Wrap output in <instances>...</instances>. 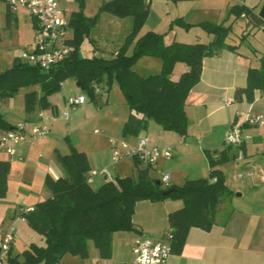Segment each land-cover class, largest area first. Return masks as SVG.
Returning a JSON list of instances; mask_svg holds the SVG:
<instances>
[{
    "label": "trees",
    "instance_id": "1",
    "mask_svg": "<svg viewBox=\"0 0 264 264\" xmlns=\"http://www.w3.org/2000/svg\"><path fill=\"white\" fill-rule=\"evenodd\" d=\"M2 1L6 4L5 0ZM147 1L111 0L101 5V12L117 18H130L132 21V29L125 43L109 58L79 56L80 41L89 34L97 16L87 18L81 9L72 12L69 25L74 29V36L69 41V58L47 73L16 60L10 69L0 74V101L11 100L20 91L26 90V114L33 113L36 108L54 111L48 98L60 91L65 81L72 79L82 93L95 100L92 86L105 79L106 91L116 83L129 112L121 130L123 140L140 138L150 123L160 127L163 132L185 138L186 99L200 81L204 59L212 58L222 50H236L225 43L231 28L223 23H200L196 27H201L212 37L208 43L173 42L165 45L164 35L153 32L140 34L149 15ZM230 13L240 18L250 15L251 10L234 6ZM259 15L264 18V3ZM11 17L6 5L7 25ZM173 24L187 30L193 27L181 19L175 20ZM94 45L97 50L101 49L97 43ZM129 48H132L131 54H128ZM144 57L160 62L159 73L140 76L134 72L135 63ZM178 64L186 70L174 81L171 76ZM255 92L264 94V58L260 59L258 69H249L246 87L237 89L234 97L237 102L245 100L252 103ZM15 128L0 113V131L8 132ZM227 149L216 159L208 157L210 170L206 178L188 180L181 187L163 188L161 181L150 175L151 167L147 166L137 169L133 176L106 181L94 190L87 183L90 171L86 156L71 148L69 155L57 156L63 176L55 180L51 177L45 179L49 197L35 205L32 211L21 214L27 227L44 238V244H31L20 255H12L10 249L7 264H60L67 255L85 260L89 257V243L93 245L99 259L107 260L111 257L112 236L134 231L132 218L137 203L142 201L182 202V208L167 217L171 253L180 254L190 230L211 231L216 224L218 210L232 196L225 186L224 174L218 169L227 162ZM9 173L10 164L0 162V199L6 196ZM171 189L175 191L163 196L164 192Z\"/></svg>",
    "mask_w": 264,
    "mask_h": 264
},
{
    "label": "crops",
    "instance_id": "2",
    "mask_svg": "<svg viewBox=\"0 0 264 264\" xmlns=\"http://www.w3.org/2000/svg\"><path fill=\"white\" fill-rule=\"evenodd\" d=\"M62 1L60 0V4ZM147 2L149 15L140 34L153 32L164 35L165 45H170L173 42L182 44L201 43L198 42L201 34V36L206 37V43H208L212 37L196 28V25L200 23L216 25L223 23L231 30L234 25H239L243 29L241 39L253 34L255 35L254 40L264 41V33H262L264 32V28H262L264 27V18L259 15L264 0H149ZM234 6H243L251 10V13L248 16L242 15L240 18H235L230 13ZM13 13L15 12H11V15ZM178 19L193 27L187 30L174 25L173 22ZM15 20L17 21V17ZM11 21L12 18L10 23ZM30 21L31 30L34 34L33 22L31 19ZM190 40L194 41L190 42ZM228 40L227 37L225 43L227 46L235 47L234 52L222 50L214 57L206 58L202 62L200 81L190 91L185 102L186 137L181 138L174 133L163 132L160 127L153 123H150L147 131L140 136V138L146 139L151 146L171 149L172 158L170 160L161 159L150 168V175H152V172H157L159 167L158 174L160 175L157 177L159 180L164 174H169L170 187H181L188 180H196V166L189 171L177 170V165L172 166L183 158H186L191 165H196V159L200 161L201 178L208 176L210 170L208 157L216 159L222 151L229 148L223 142L224 134L230 124L236 123L243 126L244 133L250 134L253 138L251 142H247L242 147L227 149L225 153L227 162L218 167L224 174L225 186L230 192H237L236 196H232L221 205L216 217V224L211 231L204 232L200 229H191L180 254H171L167 264H264V131L246 127L243 123V115L247 113L264 116V94L255 92L252 103L245 100L237 102L234 97L237 89L246 87L249 69H258L260 59L264 56L254 59L248 54H241L238 46L229 43ZM149 60L158 61L152 58ZM160 69L159 61L155 62L154 66L148 62L140 71L141 73L137 74L148 76L157 74L154 72L159 73ZM185 70L183 65H176L171 79L177 80ZM94 86H92L93 89ZM106 90L107 88H102L99 93L106 96L105 101L108 105L110 90ZM76 96H82V92L78 88L69 95V97ZM226 98L233 100L232 106L225 107L223 105V99ZM65 99L67 100V97L63 96L62 103L64 105H66ZM48 101L55 108L54 111L36 109L32 114H26L25 119L21 122L18 121L17 124L8 122L13 127L25 124L27 129L36 126L45 128L48 132L44 138L27 140L19 144L16 147L15 158H10L5 152H0V162L10 164L6 198L10 195L9 189L12 184L21 186V194L15 195L23 196L20 206L26 204L27 196H49V192L45 193V179L51 177L55 180L63 176V170L57 156L69 155L71 148L86 156L89 171H101L103 169H107L108 172L111 169L114 171L115 165H112L109 141L122 139L121 130L129 115L125 104L122 110H117L108 118H101L103 119L102 130L104 135L95 137L94 135H98L95 134L97 130L91 135L78 129L80 125L77 116H74L76 112L72 117L69 114V118L64 119L59 114L60 108L57 102L51 101L49 98ZM83 110L85 112L88 109L84 108ZM94 115L91 114L88 117L86 126L98 117L96 114ZM67 130H70L68 131L69 137L63 141ZM5 134L6 132L0 131V136ZM138 139L127 141L134 143ZM196 144L201 145L203 154L200 153V148L196 149ZM196 151L197 156L199 155L197 158ZM143 165L144 167L138 169L147 167L145 164ZM227 166L229 167L227 173L231 174L232 172L233 177L236 173L251 172L253 178L241 179L245 183L239 184L238 182L231 189L226 182L224 167ZM107 176L94 178L91 185L97 179L106 180ZM236 179L238 178L236 177ZM35 181L40 185V189L36 193L32 191L31 187ZM31 199L36 200V203L27 204L26 207H20V209H15V207L13 211L9 210L7 219L9 223L20 221L27 227L21 218V213L23 210L32 209L41 203L42 197L37 199L31 197ZM13 200L17 206L18 197H14ZM182 206L181 202L173 200L158 203L139 202L132 218L134 231L116 233L112 236L111 257L109 259H99L95 251L92 254L89 253L88 259H85L84 262L78 259L72 261L76 264H134L132 245L135 240L140 237H147L154 242L164 241V236L169 231L168 215L180 210ZM14 246L15 242L11 246L12 255H15ZM65 257L62 261L66 259Z\"/></svg>",
    "mask_w": 264,
    "mask_h": 264
},
{
    "label": "rangeland",
    "instance_id": "3",
    "mask_svg": "<svg viewBox=\"0 0 264 264\" xmlns=\"http://www.w3.org/2000/svg\"><path fill=\"white\" fill-rule=\"evenodd\" d=\"M111 0H63L60 6L64 9L65 20L69 23L70 22V15L72 12H77L81 9L83 15L87 18H92L97 16L95 25L91 28L88 35H84L82 40L80 41L79 47V56L82 58H91V57H100V58H109L120 49L123 44L125 43L127 37L129 36L131 29H132V21L130 18H117L113 17L105 12L100 11V7L104 2H108ZM6 6L2 0H0V74L5 72L6 70L10 69L16 60H22L21 56L23 52H32L33 51V33L31 30V21L30 17L25 14L23 10H17L11 16L12 21L9 25L6 23ZM17 17V21L15 18ZM202 30L201 27H196ZM242 30L239 25H234L232 30L228 35V42L237 45L238 49L241 54L250 55L252 58L257 59L260 56H264V41L254 40L255 35L249 34L248 37L241 39ZM74 29L69 25V31L67 37L72 40L74 34ZM203 31V30H202ZM204 32V31H203ZM205 33V32H204ZM264 33V32H262ZM193 34V33H192ZM201 34V32H200ZM202 35V34H201ZM198 42L206 43V37L201 36ZM164 40V39H163ZM194 40H190L193 42ZM107 43L111 45L110 47H100V43ZM94 43H97L98 46L101 48L97 50ZM132 48H129L128 54H131ZM151 63L154 66L155 62L158 61H151L149 58L144 57L138 60L133 70L136 73H141L140 71L142 68L147 64ZM158 73V72H154ZM113 87V88H112ZM112 87L110 88V93L108 95V105L106 100V96L100 95L99 92L102 88H107L106 80L103 79L101 83L95 85L93 89L94 93L96 94L95 100H92L89 96L85 93H82V96L86 98V104L84 106L77 107L71 110L70 117L76 112L74 116H77L79 130L83 133H89L91 135L94 134V131L97 130L99 133L98 135H94L95 137L103 136L102 130V120L101 118H108L117 110H122L125 107V100L118 89L116 83H113ZM77 86L72 79L65 81L60 88V91L56 92L49 96L51 101L55 100L60 108L59 114L63 115L64 112L69 110L68 105H64L62 103V97L65 96L68 98L69 95L72 94L73 91H76ZM93 88V87H92ZM26 90L20 91L13 99L11 100H2L0 101V113L5 118L6 122L17 124L18 121L21 122L25 119L26 113L24 112V94ZM105 95V94H104ZM66 100V99H65ZM105 101V102H104ZM84 108L88 110L84 112ZM37 109V108H36ZM35 109V111H36ZM32 114V113H31ZM91 114H96L97 118L93 119V121L86 126V121ZM95 116V115H94ZM86 126V127H84ZM67 130L65 136L63 137V141L69 137ZM200 148V153H202L201 145L196 144V149ZM203 154V153H202ZM199 156V155H198ZM197 151H196V158ZM177 165L176 169L181 171H189L194 169L196 166V180L201 179L202 171L200 168V161L196 159V165H191L190 162L187 161L186 158H183L181 161L179 160L177 163L173 164L172 166ZM139 167H144L142 163H135L133 160H126L123 162L118 163L114 167V171L112 170L111 173L108 172V176L106 180L97 179L95 183L92 185L94 190H97L104 182L106 181H114L116 178H125L135 175L137 169ZM116 168V169H115ZM228 166L224 167L225 174H226V182L229 188H234L236 184L245 183L241 179H236L237 174L232 176V172L227 173ZM157 172H152V177L157 178L160 174H158L159 167L156 170ZM242 173V172H240ZM207 175V174H206ZM204 177V176H203ZM97 178V177H96ZM103 180V181H102ZM97 182V183H96ZM8 186V185H7ZM29 187V186H28ZM32 191L34 193L38 192L40 189V185L37 184V181L31 185ZM22 192L21 186L15 184L11 185L9 189V196L6 198L7 193L4 199H0V230L11 223L8 222V213L9 210L20 209V207H26L27 204L36 203L34 199L31 197H42L41 202H44L48 197L47 196H27L26 204L20 206V202L23 196H15L20 195ZM45 193L48 191L45 190ZM232 193V196H236L237 192ZM49 194V193H48ZM14 195V196H13ZM38 195V193H37ZM232 196L230 198H232ZM14 197H18V201L13 200ZM175 202H181L180 200H173ZM182 203V202H181ZM19 205V206H18ZM15 228L16 232V239H15V246H14V254L20 255L24 250L28 249L31 244L34 245H43L44 238L38 235L37 233L30 230L28 227H25L20 221L12 223ZM95 252V249L91 243H89V253ZM60 264H76L73 259H78L84 262V259L80 257H73L67 255Z\"/></svg>",
    "mask_w": 264,
    "mask_h": 264
},
{
    "label": "built area",
    "instance_id": "4",
    "mask_svg": "<svg viewBox=\"0 0 264 264\" xmlns=\"http://www.w3.org/2000/svg\"><path fill=\"white\" fill-rule=\"evenodd\" d=\"M11 12L23 10L33 22V51L23 52L24 63L36 66L44 72L69 58L71 47L70 39L67 37L69 23L65 20V11L60 6V0H5ZM264 28V27H262ZM95 88V86H94ZM99 93V92H97ZM86 103L84 96L68 98L66 104L69 110L63 113L64 119L69 118V112ZM233 100L223 99V105L230 107ZM243 123L246 127L258 128L264 131V116L247 113L243 115ZM47 130L41 127L27 129L25 124L18 125L15 130L6 132L0 136V152H5L10 158L16 157V147L27 140H37L47 135ZM95 134H98L96 131ZM252 136L243 131V126L232 123L224 134V145L227 147H242L252 141ZM111 147L112 165L126 160H134L146 166H153L159 160H170L172 151L170 148H158L151 146L149 142L140 138L134 143L126 140L109 141ZM107 169L101 171H90L87 183L91 184L96 177H106ZM238 179H252L253 173L242 172L237 174ZM163 188L170 187V175L164 174L160 179ZM32 211L23 210L21 214ZM0 264H7L11 246L15 242L16 232L12 224L4 226L0 230ZM171 233L164 236V241L154 242L147 237H140L132 245V256L134 264H167L170 257Z\"/></svg>",
    "mask_w": 264,
    "mask_h": 264
},
{
    "label": "water",
    "instance_id": "5",
    "mask_svg": "<svg viewBox=\"0 0 264 264\" xmlns=\"http://www.w3.org/2000/svg\"><path fill=\"white\" fill-rule=\"evenodd\" d=\"M99 46L100 47H110L111 45H108V44L102 42V43L99 44ZM174 191H175L174 189L168 190V191L163 193V196H167V195L171 194Z\"/></svg>",
    "mask_w": 264,
    "mask_h": 264
}]
</instances>
